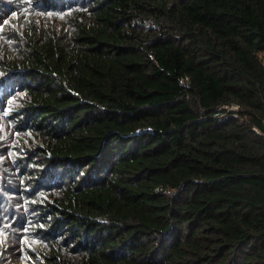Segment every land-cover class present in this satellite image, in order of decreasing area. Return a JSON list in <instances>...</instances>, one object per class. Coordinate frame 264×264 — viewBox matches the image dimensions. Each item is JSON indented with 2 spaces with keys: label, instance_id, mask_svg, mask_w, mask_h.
Wrapping results in <instances>:
<instances>
[{
  "label": "trees",
  "instance_id": "obj_1",
  "mask_svg": "<svg viewBox=\"0 0 264 264\" xmlns=\"http://www.w3.org/2000/svg\"><path fill=\"white\" fill-rule=\"evenodd\" d=\"M0 11V264H264V0Z\"/></svg>",
  "mask_w": 264,
  "mask_h": 264
},
{
  "label": "rangeland",
  "instance_id": "obj_2",
  "mask_svg": "<svg viewBox=\"0 0 264 264\" xmlns=\"http://www.w3.org/2000/svg\"><path fill=\"white\" fill-rule=\"evenodd\" d=\"M62 5H65L64 3H62ZM70 6H73V4L72 5H70ZM75 7V6H74ZM57 7H51V8H49V9H46L47 10V12H49L50 14H52V15H50V17H52L53 19L54 18H56V19H54V22H57V18H60L61 16H59L58 14H56V13H54L57 9H56ZM59 10H60V8H58ZM24 10H26L25 9V7H24ZM67 10V9H66ZM27 11V10H26ZM68 11H71V10H68ZM58 12V11H57ZM0 13H1V11H0ZM56 15H58V16H56ZM1 25H2V23L0 22V27H1ZM2 73L4 74V69H0V77H2L3 75H2ZM7 78V77H6ZM10 78V77H9ZM11 84H12V86H13V82L11 81V83H10V86H11ZM0 87H2V85L0 86ZM16 88V86L15 87H12V90H16L15 89ZM21 89H19V91H20ZM8 91H10L9 89H6V90H4V89H0V94H3L4 92L6 93V92H8ZM23 91V90H22ZM4 95V94H3ZM9 109L8 108H5V112L6 111H8ZM0 242H3V237L2 236H0ZM4 248H6V249H8L9 251H10V248L9 247H4ZM22 256H24V254H21ZM6 256L7 257H9V255H8V253L6 254ZM10 256H11V258H13L14 257V255L10 252ZM17 258H18V261L17 262H13V264H22V260H23V258L20 256V255H18V256H16ZM20 258V259H19Z\"/></svg>",
  "mask_w": 264,
  "mask_h": 264
},
{
  "label": "built area",
  "instance_id": "obj_3",
  "mask_svg": "<svg viewBox=\"0 0 264 264\" xmlns=\"http://www.w3.org/2000/svg\"><path fill=\"white\" fill-rule=\"evenodd\" d=\"M229 107V106H228ZM230 109H233V110H238L239 107L235 104H233L232 106H230Z\"/></svg>",
  "mask_w": 264,
  "mask_h": 264
}]
</instances>
